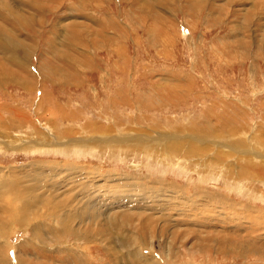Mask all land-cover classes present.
<instances>
[{
    "label": "rangeland",
    "instance_id": "rangeland-1",
    "mask_svg": "<svg viewBox=\"0 0 264 264\" xmlns=\"http://www.w3.org/2000/svg\"><path fill=\"white\" fill-rule=\"evenodd\" d=\"M0 263L264 264V0H0Z\"/></svg>",
    "mask_w": 264,
    "mask_h": 264
},
{
    "label": "bare ground",
    "instance_id": "bare-ground-1",
    "mask_svg": "<svg viewBox=\"0 0 264 264\" xmlns=\"http://www.w3.org/2000/svg\"><path fill=\"white\" fill-rule=\"evenodd\" d=\"M12 61V60H11ZM169 150V149H168ZM50 174V173H49ZM127 218H129L128 216H124V217H122L121 219H122V221L124 222ZM124 224V223H123ZM119 244V243H118Z\"/></svg>",
    "mask_w": 264,
    "mask_h": 264
},
{
    "label": "crops",
    "instance_id": "crops-1",
    "mask_svg": "<svg viewBox=\"0 0 264 264\" xmlns=\"http://www.w3.org/2000/svg\"><path fill=\"white\" fill-rule=\"evenodd\" d=\"M0 264H2V263H0Z\"/></svg>",
    "mask_w": 264,
    "mask_h": 264
}]
</instances>
